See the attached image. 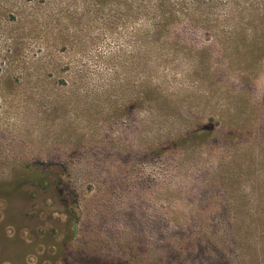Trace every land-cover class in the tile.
I'll list each match as a JSON object with an SVG mask.
<instances>
[{
  "label": "rangeland",
  "instance_id": "1",
  "mask_svg": "<svg viewBox=\"0 0 264 264\" xmlns=\"http://www.w3.org/2000/svg\"><path fill=\"white\" fill-rule=\"evenodd\" d=\"M0 264H264V0H0Z\"/></svg>",
  "mask_w": 264,
  "mask_h": 264
},
{
  "label": "trees",
  "instance_id": "2",
  "mask_svg": "<svg viewBox=\"0 0 264 264\" xmlns=\"http://www.w3.org/2000/svg\"><path fill=\"white\" fill-rule=\"evenodd\" d=\"M207 1L211 3L213 0H207ZM183 3H184V1H183V2L181 1V2H180V4H183ZM194 4H195L196 6L198 5V3H194Z\"/></svg>",
  "mask_w": 264,
  "mask_h": 264
}]
</instances>
